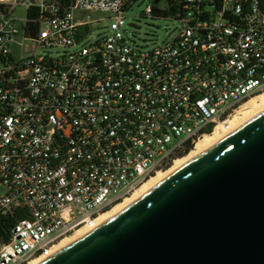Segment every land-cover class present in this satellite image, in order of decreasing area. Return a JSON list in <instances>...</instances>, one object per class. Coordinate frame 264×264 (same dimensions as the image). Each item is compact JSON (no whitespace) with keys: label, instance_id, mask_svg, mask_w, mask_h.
Listing matches in <instances>:
<instances>
[{"label":"built area","instance_id":"obj_1","mask_svg":"<svg viewBox=\"0 0 264 264\" xmlns=\"http://www.w3.org/2000/svg\"><path fill=\"white\" fill-rule=\"evenodd\" d=\"M136 1L0 0V217L15 220L0 264L44 261L96 228L264 92L262 0H186L175 37L148 51L124 36ZM91 13L108 34L82 44Z\"/></svg>","mask_w":264,"mask_h":264},{"label":"water","instance_id":"obj_2","mask_svg":"<svg viewBox=\"0 0 264 264\" xmlns=\"http://www.w3.org/2000/svg\"><path fill=\"white\" fill-rule=\"evenodd\" d=\"M39 264H264V111Z\"/></svg>","mask_w":264,"mask_h":264},{"label":"bare ground","instance_id":"obj_3","mask_svg":"<svg viewBox=\"0 0 264 264\" xmlns=\"http://www.w3.org/2000/svg\"><path fill=\"white\" fill-rule=\"evenodd\" d=\"M264 111V92L250 98L246 101L240 110L238 111V115L231 121V132L236 131L242 127H244L247 123H249L253 118ZM230 131V130H229ZM224 131L220 127H217L212 133L203 136L198 141H196L193 145L192 150L182 158L175 159L169 169L165 171H157L153 176L144 181L141 185H139L128 198H124L122 201L114 205L109 211L102 214L97 220V226L94 229L82 228L76 231L74 234L66 237L60 241L56 248V252L64 249L65 247L71 245L72 243L78 241L83 238L87 234L91 233L108 220L118 215L122 211H124L127 207H129L132 203L138 200L141 196H143L146 192L151 190L153 187L161 183L171 174L176 172L178 169L183 167L186 163L197 157L198 155L204 153L205 151L212 148L214 145L219 143L224 137H226L231 132ZM41 260L30 261L28 264H39Z\"/></svg>","mask_w":264,"mask_h":264},{"label":"rangeland","instance_id":"obj_4","mask_svg":"<svg viewBox=\"0 0 264 264\" xmlns=\"http://www.w3.org/2000/svg\"><path fill=\"white\" fill-rule=\"evenodd\" d=\"M149 3H153V1L137 0L135 5L126 13L125 16V39L129 44L137 47L140 51L152 50L157 46L172 41V39L176 35L178 28L177 21L172 19L171 17L145 16L143 13L144 8ZM165 6L166 0H159L156 3V7L159 9H162ZM20 15L21 17H23L22 12ZM89 16L91 20H95L96 23H91V25L89 26L91 34L82 44L93 42L94 40L99 39L100 37L108 34L107 31L108 26L110 24V20H105V14L91 13ZM66 51L68 50L62 48L48 50V52H51L52 56L62 54ZM171 164L165 170L169 169ZM131 195H129L128 197H130Z\"/></svg>","mask_w":264,"mask_h":264},{"label":"trees","instance_id":"obj_5","mask_svg":"<svg viewBox=\"0 0 264 264\" xmlns=\"http://www.w3.org/2000/svg\"><path fill=\"white\" fill-rule=\"evenodd\" d=\"M59 3L63 4L65 7L69 5L71 0H57ZM153 13L151 17H171L176 19L178 15L182 13V7L185 4L186 0H166V6L162 9L156 7L155 1L152 0ZM159 1V0H158ZM261 7L264 9V0H262ZM192 149L191 145H188L184 152L176 156V158L185 157L189 151ZM15 224V220L7 219L5 217H0V238L2 240H7L9 230Z\"/></svg>","mask_w":264,"mask_h":264}]
</instances>
